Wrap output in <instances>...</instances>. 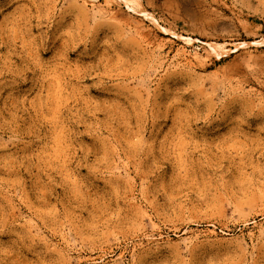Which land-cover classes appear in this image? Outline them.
<instances>
[{
  "label": "rangeland",
  "instance_id": "obj_1",
  "mask_svg": "<svg viewBox=\"0 0 264 264\" xmlns=\"http://www.w3.org/2000/svg\"><path fill=\"white\" fill-rule=\"evenodd\" d=\"M0 264H264V0H0Z\"/></svg>",
  "mask_w": 264,
  "mask_h": 264
}]
</instances>
